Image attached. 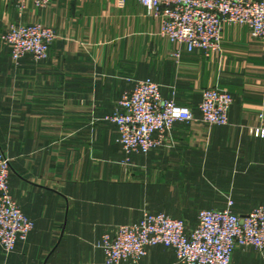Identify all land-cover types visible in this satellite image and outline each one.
I'll use <instances>...</instances> for the list:
<instances>
[{"label": "crops", "instance_id": "obj_1", "mask_svg": "<svg viewBox=\"0 0 264 264\" xmlns=\"http://www.w3.org/2000/svg\"><path fill=\"white\" fill-rule=\"evenodd\" d=\"M54 30L48 57L18 60L0 40V152L12 197L34 223L0 264H105L103 233L144 211L197 224L201 209L242 216L264 205V50L246 26L226 23L220 51L181 50L159 35V20L137 0H50L20 13L0 0V36L13 23ZM152 79L164 98L196 119L177 122L163 146L126 161L116 125L105 119L134 82ZM233 97L226 126L200 121L203 90ZM232 264H264L237 247ZM142 264H181L163 245Z\"/></svg>", "mask_w": 264, "mask_h": 264}, {"label": "built area", "instance_id": "obj_2", "mask_svg": "<svg viewBox=\"0 0 264 264\" xmlns=\"http://www.w3.org/2000/svg\"><path fill=\"white\" fill-rule=\"evenodd\" d=\"M22 13L29 6L43 8L50 0H10ZM148 16L159 20V35L181 50L201 51L206 57L220 51V37L226 23L246 26L264 50V0H137ZM122 0H120V3ZM56 38L54 30L38 22L10 24L0 36L1 42L18 60L26 54L35 61L48 57ZM233 103L232 95L218 87L203 90L198 105L200 121L208 126H226ZM106 120L116 125L126 161L132 154H147L163 146L177 122L196 119L188 106L162 96L161 86L146 78L136 80L125 91ZM263 137L264 128L255 130ZM9 159L0 152V247L11 253L19 240H25L34 223L21 210L9 188ZM226 207L201 209L197 224L187 230L184 220L165 213L144 211L139 221L121 224L102 234L97 247L105 264H142L151 247L163 245L174 250L181 264H232L235 248L251 246L264 254V205L245 215Z\"/></svg>", "mask_w": 264, "mask_h": 264}]
</instances>
